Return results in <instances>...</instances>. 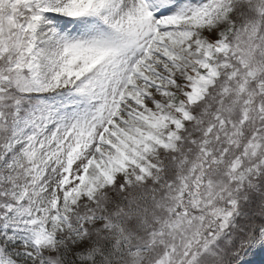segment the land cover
<instances>
[{
	"label": "snow or ice",
	"instance_id": "6c2138e0",
	"mask_svg": "<svg viewBox=\"0 0 264 264\" xmlns=\"http://www.w3.org/2000/svg\"><path fill=\"white\" fill-rule=\"evenodd\" d=\"M0 264H264V0H0Z\"/></svg>",
	"mask_w": 264,
	"mask_h": 264
}]
</instances>
